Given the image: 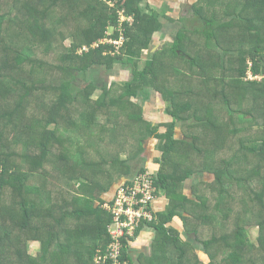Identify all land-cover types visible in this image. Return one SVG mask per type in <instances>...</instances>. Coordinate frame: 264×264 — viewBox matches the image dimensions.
I'll use <instances>...</instances> for the list:
<instances>
[{"label":"trees","instance_id":"1","mask_svg":"<svg viewBox=\"0 0 264 264\" xmlns=\"http://www.w3.org/2000/svg\"><path fill=\"white\" fill-rule=\"evenodd\" d=\"M142 1L0 0V264H112L97 261L112 241L103 197L151 137L159 170L140 172L155 179L154 205L162 194L169 204L139 264H264V0L198 1L202 25L144 66L163 24ZM122 12L132 25L120 24ZM121 38L119 51L101 44ZM118 63L132 79L76 88L80 74ZM153 90L171 118L158 127L136 102ZM175 217L208 261L168 226ZM120 259L133 264L127 248Z\"/></svg>","mask_w":264,"mask_h":264},{"label":"built area","instance_id":"2","mask_svg":"<svg viewBox=\"0 0 264 264\" xmlns=\"http://www.w3.org/2000/svg\"><path fill=\"white\" fill-rule=\"evenodd\" d=\"M125 23L132 25L134 19L133 16L126 18L122 12L120 24L123 26ZM101 44L113 45L119 51L124 38L119 41L104 40ZM98 47L99 45H95V48ZM156 193L157 186L150 171L140 172L117 188L113 200L104 206L112 215V223L108 227L112 241L105 253L98 257V263L109 260L112 264H127L120 259L124 248L137 238L144 227L157 220L154 205Z\"/></svg>","mask_w":264,"mask_h":264},{"label":"crops","instance_id":"3","mask_svg":"<svg viewBox=\"0 0 264 264\" xmlns=\"http://www.w3.org/2000/svg\"><path fill=\"white\" fill-rule=\"evenodd\" d=\"M152 1L154 2V6L159 5V3L166 6L167 4L169 5L170 3H173L174 0H152ZM154 6L152 5L151 8H155ZM190 9L194 13V8H190ZM167 12L169 13L175 12L173 13L174 15L180 16L178 19H183L185 17L183 10L180 6L179 8H168ZM174 15H172L171 17H173ZM178 19L176 22H173L174 26L176 24L178 25L176 29H172L170 25L167 26L163 24V27H162L163 30L161 31L160 34L155 36L153 40V44L151 45L150 49L144 52V54L148 56L149 53L154 54L156 52L163 50L164 48H168L174 45V43L176 42V37L178 35V32L181 29H184V25H183L184 23L182 22L187 21V20L180 21ZM185 29H188V28H185ZM174 30L176 31L173 32ZM128 76L129 78L131 77L129 72H128ZM136 102L139 105H142L143 116L146 121L152 124L153 127H158L163 123H167L171 121V118L166 112L167 103L164 101L163 96L159 92L153 90L151 91V94L147 101L144 102V101L137 100ZM177 133H178V129H177ZM180 133H182V131ZM182 138H183V133H182ZM157 141L158 140L155 137H151L144 143V147H145L144 152L139 156L138 160L132 161L130 163L132 166L130 174L122 175L119 178V180L113 184L110 191L104 195L103 198L106 202H110L111 200H113L117 188L121 184H123L125 181L134 178L140 172L141 169L146 168L155 173L158 172L159 165L156 163V159L159 158L160 153L157 149V146H158ZM108 146L110 149L109 151L111 153H119V147L117 145L108 144L107 148ZM123 158L125 159L124 156ZM164 201L166 202L167 199L164 195L163 196L161 195L158 201L156 202L155 209L157 211L165 210L166 206L165 207L162 206V204L165 203ZM158 207H159V210H158ZM152 231L154 230L149 228V226L144 227L141 230L139 236L129 244L128 254L131 257L133 264H139V258L142 255L150 257L153 254V243H154L155 238H153L154 234Z\"/></svg>","mask_w":264,"mask_h":264},{"label":"rangeland","instance_id":"4","mask_svg":"<svg viewBox=\"0 0 264 264\" xmlns=\"http://www.w3.org/2000/svg\"><path fill=\"white\" fill-rule=\"evenodd\" d=\"M198 1L200 0H174L173 3H170L169 5L167 4L162 5L159 3V5L154 6V2L152 0H143L141 3V7L144 11H146L147 5L154 6L155 10L158 11L161 14V22L164 25L167 26H171L172 29H176L177 28V24L174 26L173 22H176L177 19L180 16L174 15L173 13H169L167 12L168 8H179V6L182 8L183 13L185 15V17L183 19H178L180 21H186V22H182L184 23V28H188V29H193L195 27L201 26L202 23L201 21L198 20V18L193 15V11L190 8H193L194 5L198 4ZM124 1H122L123 3ZM149 2V3H148ZM109 4H111V6H114V4L112 2H109ZM147 4V5H146ZM180 4V5H179ZM189 8V9H188ZM169 15V16H168ZM172 15H174L173 17H171ZM194 16V17H193ZM173 24V25H172ZM115 29L114 28H110L108 29V36L112 37L114 35ZM176 30H174L173 32H175ZM112 39V38H111ZM71 43V42H70ZM226 53V51H224V54ZM146 54H143L141 56L142 59V66H144V61L146 60ZM133 67L130 65H127V67L123 66L121 63L115 64L113 69L108 70L106 68L105 65L103 66H96L94 68H92L91 70H88V72L86 73H82L79 75L77 84H76V88H86L90 85V83H96V84H100L101 81L106 82V83H123L127 80L132 79L131 77L129 78L128 76V72L131 75V71H132ZM75 93H77V90L75 89L74 91ZM101 95V91L96 92L93 97L94 98H99ZM140 101H142V98H140ZM180 126H178V133L176 132V137L177 138H182V133L183 131V127L181 126L182 124H179ZM182 129V130H181ZM182 131V133H180ZM161 132H165L164 129H161ZM185 134V133H183ZM159 144V141H157V145ZM109 149V146L107 148ZM194 177L192 179H190L187 183H185V188H184V192L190 197V198H194V194L192 193V187H193V181ZM196 181V180H195ZM200 181H204V182H213L214 181V177L211 174H204L202 178H200ZM164 195V194H162ZM165 200V199H164ZM165 202V201H164ZM169 204V200L167 199V201L165 203L162 204L163 207H165V209L167 208ZM159 210V207H158ZM168 226L174 227L175 229H177L180 233V235L182 236V239L184 241H187L189 243H194L197 246L196 249V254L200 256L201 259H203L204 261H208V257L206 255V253L203 251L202 248H200L197 245V242H195V237L191 234H189L188 232H186L185 227L183 225V222L181 221V219L179 217H175L174 220L171 222V224H169ZM154 236L153 238L157 237V234L155 233V231H152ZM251 235L250 240L256 244V238L258 236V231L254 230V231H250ZM140 234V233H139ZM138 234V236H139ZM137 236V237H138ZM29 246V253L31 255L34 256H38L40 251H41V243L40 242H31L28 243ZM195 246V247H196ZM129 248V245L127 247V250Z\"/></svg>","mask_w":264,"mask_h":264}]
</instances>
